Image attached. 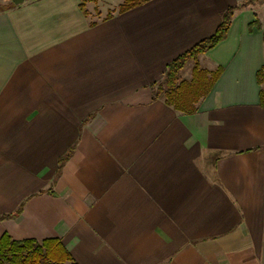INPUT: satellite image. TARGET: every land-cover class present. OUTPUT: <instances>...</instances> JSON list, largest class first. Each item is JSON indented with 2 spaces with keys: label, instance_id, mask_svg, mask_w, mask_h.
<instances>
[{
  "label": "crops",
  "instance_id": "1",
  "mask_svg": "<svg viewBox=\"0 0 264 264\" xmlns=\"http://www.w3.org/2000/svg\"><path fill=\"white\" fill-rule=\"evenodd\" d=\"M83 1L0 0V237H59L78 264H264V1L200 55L223 70L192 114L153 84L245 0Z\"/></svg>",
  "mask_w": 264,
  "mask_h": 264
},
{
  "label": "trees",
  "instance_id": "2",
  "mask_svg": "<svg viewBox=\"0 0 264 264\" xmlns=\"http://www.w3.org/2000/svg\"><path fill=\"white\" fill-rule=\"evenodd\" d=\"M147 1L149 0H123L117 10L109 12L105 17H112L114 12L122 13ZM254 1L264 0H245L241 4L228 7L222 12V21L211 36L198 41L169 63L163 80L153 84L154 98L163 96L165 102L176 110L187 114L195 113L199 100L210 93L223 70L221 66L213 71L201 67L200 55L226 36L234 11ZM84 2L85 0L81 6L85 10ZM85 12L87 13V10ZM254 26H260L259 22L251 23L250 29ZM189 61H194V66L191 78L186 79L182 77V70ZM257 79L261 85L260 104L264 106V66L257 72ZM72 149L73 147L59 158V168L69 158ZM6 216L0 215V220ZM65 263L78 264L59 237L15 239L8 232H4L0 237V264Z\"/></svg>",
  "mask_w": 264,
  "mask_h": 264
},
{
  "label": "rangeland",
  "instance_id": "3",
  "mask_svg": "<svg viewBox=\"0 0 264 264\" xmlns=\"http://www.w3.org/2000/svg\"><path fill=\"white\" fill-rule=\"evenodd\" d=\"M95 1H96L95 12L98 19L102 18L101 17L102 15L117 10L120 4L123 2V0H95ZM193 66H194V61H189L182 70V73H189L192 70ZM65 264H70V263H65Z\"/></svg>",
  "mask_w": 264,
  "mask_h": 264
},
{
  "label": "water",
  "instance_id": "4",
  "mask_svg": "<svg viewBox=\"0 0 264 264\" xmlns=\"http://www.w3.org/2000/svg\"><path fill=\"white\" fill-rule=\"evenodd\" d=\"M25 0H13V2L15 3V4H21V3H23Z\"/></svg>",
  "mask_w": 264,
  "mask_h": 264
}]
</instances>
